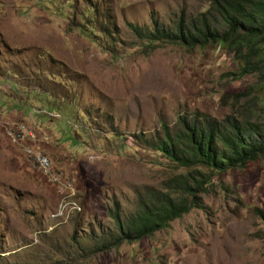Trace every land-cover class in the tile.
<instances>
[{"label": "rangeland", "instance_id": "1", "mask_svg": "<svg viewBox=\"0 0 264 264\" xmlns=\"http://www.w3.org/2000/svg\"><path fill=\"white\" fill-rule=\"evenodd\" d=\"M70 1L0 0V264H264V155L197 166L210 178L201 208L109 244V210L127 215L187 172L134 135L193 114L264 126V76H239L233 50L149 43L128 27L192 17L211 0ZM107 20L112 36L98 31ZM64 102V115L47 109ZM29 150L51 159L56 180Z\"/></svg>", "mask_w": 264, "mask_h": 264}, {"label": "trees", "instance_id": "2", "mask_svg": "<svg viewBox=\"0 0 264 264\" xmlns=\"http://www.w3.org/2000/svg\"><path fill=\"white\" fill-rule=\"evenodd\" d=\"M215 17H219L221 23L215 22ZM84 20H88V24L92 22L91 16ZM106 23L98 31L112 36L108 20ZM128 27L138 39L149 43L173 42L187 48L224 45L243 63L239 76L259 72L264 76V0H211L207 9L192 17L182 12L172 23L151 18V26L128 23ZM71 103L50 104L47 109L64 115L72 108ZM134 137L144 148L160 152L187 172L168 178L164 191H149L140 197L127 215L118 205L109 210L114 223L109 244L116 246L151 236L191 208H201L200 193L206 190L210 178L206 180L197 166L211 173L223 172L244 167L264 155V126L251 124L250 127V122L242 123L230 117L217 120L204 114L179 115L172 129L163 124L161 134ZM67 138L77 143L75 137L69 135ZM191 170L197 174L193 175ZM262 218L264 223V215Z\"/></svg>", "mask_w": 264, "mask_h": 264}, {"label": "built area", "instance_id": "3", "mask_svg": "<svg viewBox=\"0 0 264 264\" xmlns=\"http://www.w3.org/2000/svg\"><path fill=\"white\" fill-rule=\"evenodd\" d=\"M29 152H31L32 160L37 164L43 174L48 175L56 180L57 177L53 175L51 159L38 151L29 150Z\"/></svg>", "mask_w": 264, "mask_h": 264}]
</instances>
